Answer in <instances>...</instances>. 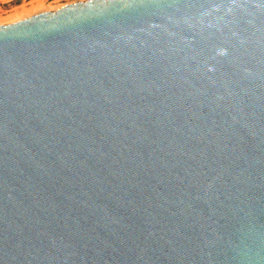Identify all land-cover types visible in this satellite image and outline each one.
<instances>
[{
	"label": "water",
	"instance_id": "1",
	"mask_svg": "<svg viewBox=\"0 0 264 264\" xmlns=\"http://www.w3.org/2000/svg\"><path fill=\"white\" fill-rule=\"evenodd\" d=\"M0 264H264V0L1 22Z\"/></svg>",
	"mask_w": 264,
	"mask_h": 264
},
{
	"label": "rangeland",
	"instance_id": "2",
	"mask_svg": "<svg viewBox=\"0 0 264 264\" xmlns=\"http://www.w3.org/2000/svg\"><path fill=\"white\" fill-rule=\"evenodd\" d=\"M69 1L73 0H68L67 2ZM65 2L66 1L62 0L52 3H50L48 0H12L10 2L2 1V6L0 7V23L40 10L55 7Z\"/></svg>",
	"mask_w": 264,
	"mask_h": 264
},
{
	"label": "crops",
	"instance_id": "3",
	"mask_svg": "<svg viewBox=\"0 0 264 264\" xmlns=\"http://www.w3.org/2000/svg\"><path fill=\"white\" fill-rule=\"evenodd\" d=\"M0 1H1V2H2V1L10 2V1H12V0H0ZM48 1H49L50 3H52V2H57V1H61V0H48ZM62 1H66V2H67L68 0H62ZM1 2H0V7L2 6V5H1Z\"/></svg>",
	"mask_w": 264,
	"mask_h": 264
}]
</instances>
